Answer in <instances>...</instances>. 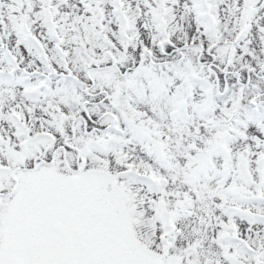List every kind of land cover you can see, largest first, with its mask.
Wrapping results in <instances>:
<instances>
[{"label": "snow or ice", "instance_id": "1", "mask_svg": "<svg viewBox=\"0 0 264 264\" xmlns=\"http://www.w3.org/2000/svg\"><path fill=\"white\" fill-rule=\"evenodd\" d=\"M0 264H264V0H0Z\"/></svg>", "mask_w": 264, "mask_h": 264}]
</instances>
